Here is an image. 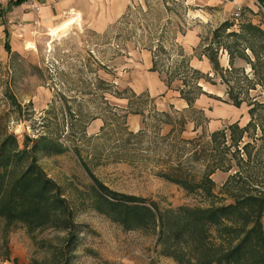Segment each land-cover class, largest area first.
Wrapping results in <instances>:
<instances>
[{
	"label": "rangeland",
	"instance_id": "1",
	"mask_svg": "<svg viewBox=\"0 0 264 264\" xmlns=\"http://www.w3.org/2000/svg\"><path fill=\"white\" fill-rule=\"evenodd\" d=\"M49 1L32 0L29 11L52 3L60 22L38 28L33 19L29 35L21 28L26 23L21 5L0 6V143L11 135L20 150L27 139L29 150L41 138L62 146L60 154H46L39 146L34 160L68 201L74 227L30 231L22 223L7 227L0 218V264H177L161 255L153 231L125 230L98 210L99 196L112 200L99 184L161 211L264 196L263 43L255 39L240 46H246L245 58L219 52V68L245 71L243 85L217 76L204 55L222 25L212 18L207 0ZM228 22L234 24L230 32L249 23L264 30L242 13ZM75 23L80 28L55 41L57 32ZM14 34L29 42L12 43ZM196 85L205 94L190 108L178 90ZM231 89L245 99L240 107L230 101ZM175 98L185 100L187 109L171 105ZM163 114L173 122L166 123ZM233 125L249 126L238 145L234 139L241 134ZM215 132H225V140L214 139ZM30 162L12 169L13 179ZM179 166L198 179L210 174L212 196L189 194L160 175Z\"/></svg>",
	"mask_w": 264,
	"mask_h": 264
},
{
	"label": "trees",
	"instance_id": "2",
	"mask_svg": "<svg viewBox=\"0 0 264 264\" xmlns=\"http://www.w3.org/2000/svg\"><path fill=\"white\" fill-rule=\"evenodd\" d=\"M27 1L22 0L18 5ZM233 27L234 24L226 22L217 28L212 34V41L205 49L204 55L214 65L213 70L217 76L223 80L224 78L228 80L229 77L235 78L236 82H243L244 85L245 71L232 67L231 69L219 68L217 57L220 50H223L232 59L236 55L245 58L246 46L242 50L240 46L255 39L263 43L261 50L264 51V30L249 23L244 24L240 32H230ZM6 49L10 50L9 43H6ZM248 50L256 53L251 46ZM158 56L154 54V71L158 69ZM258 57L255 54V58ZM232 64L233 61L231 66ZM193 74L196 78L201 76V73L196 70ZM168 87L172 88L170 82ZM193 89L192 91L178 90L190 108L199 96L205 94L199 85L194 86ZM228 96L237 107L245 101L241 93H235L233 89ZM135 113L141 112L135 111ZM162 116L167 119L166 123L173 122L170 114ZM247 128L241 129L239 125L230 127L231 130L238 129L241 134L237 140L234 139L235 145L239 144ZM226 135L225 132H215L213 138L221 136L225 140ZM30 141L27 139L23 150H20L17 139L11 135H6L0 143V218L6 221L7 227L22 223L30 231L49 226L74 227L68 201L62 198L60 189L44 175L34 160V153L39 146L46 154H60L64 151L62 146L41 138L35 141L33 148L29 150L27 144ZM27 159L31 160L27 170L17 179L13 175V179L12 173L15 172H12V169L15 167L21 169ZM160 175L189 194L201 192L211 197L214 191L215 184L210 174H203L201 179H198L179 166ZM99 188L112 200L98 195L101 200L98 210L106 212L105 214L125 230L153 231L157 236L161 255L173 259L177 264H264L262 221L264 196L262 195L247 194L236 198L235 202L228 206L210 208L184 206L161 211L156 204L149 205L144 199L113 193L101 184ZM65 264L68 263L65 262Z\"/></svg>",
	"mask_w": 264,
	"mask_h": 264
},
{
	"label": "crops",
	"instance_id": "3",
	"mask_svg": "<svg viewBox=\"0 0 264 264\" xmlns=\"http://www.w3.org/2000/svg\"><path fill=\"white\" fill-rule=\"evenodd\" d=\"M30 1L32 0H29L24 5H21L19 9L17 8L18 12H21L20 17H22V20L26 21V23L25 22L21 23V28L24 26V29H22V31L24 32V35H26L27 33L29 35L30 30H32L33 25L31 24V21H33V19L37 20V24L35 25L38 26V28L41 27V23L48 25V27L49 26L54 27L56 24L60 22V21L58 22V20L60 19L59 11L53 10L54 8L52 6L53 5L52 3L45 4V6H42V8H39L40 12L34 13V12L29 11V9L32 7L31 6L32 4H29ZM207 1L209 5L208 7H210L211 13L213 14L212 18L215 19L214 21L216 23H219V25L232 20L233 14L236 13L238 10H241L242 11L241 13L243 14L244 17L251 19L254 24L261 25L264 28V0H207ZM24 10L27 13L24 14ZM71 11H74V10H71ZM40 18H42V20ZM0 19H4V17H1ZM36 26L34 27L37 28ZM52 27H49V28H52ZM7 30L10 32L9 29ZM4 31H6L5 28L3 30V33L5 35ZM11 34L9 38L11 37ZM15 34L11 38L12 43L15 42L21 45L23 43L27 44L29 42V40H25L24 42L21 41L20 40L21 38H19L21 36L18 37V35H15ZM0 37L3 38L4 36H0ZM163 87L164 86L159 85L160 92L165 93L166 90ZM169 103H171V105H174L177 109H181V110L187 109L188 107L187 102L180 98L170 99Z\"/></svg>",
	"mask_w": 264,
	"mask_h": 264
},
{
	"label": "water",
	"instance_id": "4",
	"mask_svg": "<svg viewBox=\"0 0 264 264\" xmlns=\"http://www.w3.org/2000/svg\"><path fill=\"white\" fill-rule=\"evenodd\" d=\"M78 28H80V24L75 23L70 28H64V29L60 30L59 32L56 33L55 41H58V40L62 39L63 37H65L69 33L70 30L78 29Z\"/></svg>",
	"mask_w": 264,
	"mask_h": 264
},
{
	"label": "built area",
	"instance_id": "5",
	"mask_svg": "<svg viewBox=\"0 0 264 264\" xmlns=\"http://www.w3.org/2000/svg\"><path fill=\"white\" fill-rule=\"evenodd\" d=\"M20 1H22V0H0V6H2V5H5V4H7V3H14V4H17V3H19ZM29 1V0H28ZM27 1V2H28ZM241 10H238L236 13H235V17H239L240 15H241Z\"/></svg>",
	"mask_w": 264,
	"mask_h": 264
}]
</instances>
